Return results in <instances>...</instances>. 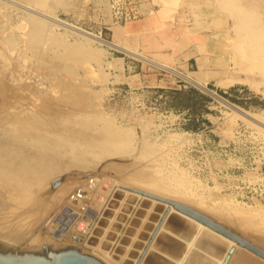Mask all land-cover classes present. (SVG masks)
<instances>
[{
	"label": "rangeland",
	"instance_id": "374dc122",
	"mask_svg": "<svg viewBox=\"0 0 264 264\" xmlns=\"http://www.w3.org/2000/svg\"><path fill=\"white\" fill-rule=\"evenodd\" d=\"M11 1L0 0V172L3 186L14 182L34 199L0 208V229L9 233L1 246L75 249L101 261L82 245L55 244L77 236L104 249L106 264H139L144 253L133 255L154 239V217L165 207L139 189L129 190L148 199L124 194L122 184L185 204L264 251V127L219 99L264 120V51L242 44L248 36L264 48V0H181L167 9L156 0ZM162 65L195 72L203 88ZM70 176L78 180L53 197V183ZM167 225L159 241L166 251L154 247L144 264L173 259L177 242L185 244L179 262L198 250L218 259L202 246L214 242L188 233L183 217L173 212ZM230 248V261L244 250Z\"/></svg>",
	"mask_w": 264,
	"mask_h": 264
},
{
	"label": "bare ground",
	"instance_id": "6f19581e",
	"mask_svg": "<svg viewBox=\"0 0 264 264\" xmlns=\"http://www.w3.org/2000/svg\"><path fill=\"white\" fill-rule=\"evenodd\" d=\"M9 1V0H8ZM181 0H156V4H157V6L158 7H160L161 9H167V8H175V7H177L181 2H180ZM196 1V0H195ZM208 1V0H207ZM10 2H12L11 0H10ZM15 2V1H14ZM202 2V1H201ZM205 2V1H204ZM197 3V2H196ZM12 4H13V2H12ZM16 4V3H15ZM19 6H21V5H19ZM36 12V11H35ZM35 14V13H34ZM47 16V15H46ZM48 16H50V15H48ZM46 18V17H45ZM52 18H54V17H52ZM50 19V18H49ZM48 19V20H49ZM51 20H53L55 23H57V25H62V26H65V27H68V28H72V29H74V30H76V32L77 33H79V34H84V35H86L87 37L88 36H90L91 38H93L92 40H98V41H101V42H105V43H108L109 45H113L114 47H117V48H120V49H122V50H125L126 52H128V53H132V54H135V55H137V56H139L138 54H136L135 52H132V51H130V50H127L126 48H123V47H120V46H117L116 44H114V43H112V42H108L107 40H103V39H100L99 37H97V36H95V35H92V34H89L88 32H86V31H84V30H81V29H79V28H77V27H75V26H71V25H69L68 23L66 24L65 22H62V21H59V20H56V19H51ZM11 22V21H10ZM237 28V27H236ZM242 31H243V29H242ZM32 32V31H31ZM31 32H29V33H31ZM33 33H35V32H32L30 35H32ZM10 34V33H9ZM36 34H38V33H36ZM236 34H239V33H237L236 32ZM12 35V34H11ZM6 36V35H5ZM33 37H35L34 35H33ZM81 37V36H80ZM2 38V37H1ZM26 38V37H25ZM84 38V37H83ZM250 37H248V36H246L245 37V39H244V41L242 42V44H244L245 46H249V45H252V46H249V47H261L260 49H261V51H264V48H263V46H262V44L261 43H259V44H257L259 41H258V38H251V39H249ZM3 39V38H2ZM19 39V38H18ZM243 39V38H242ZM13 40V39H12ZM260 41H261V39H260ZM6 42V41H5ZM89 42V41H88ZM12 43V42H11ZM239 43V42H238ZM240 43H241V41H240ZM28 44V43H27ZM11 45V44H10ZM238 45V44H237ZM236 45V46H237ZM255 45V46H254ZM15 46V45H14ZM14 46H13V48H14ZM235 46V48H237ZM240 46V45H239ZM245 48V47H244ZM239 49V48H238ZM260 49H258V51L260 50ZM240 50V49H239ZM19 51V50H18ZM139 57H141V56H139ZM154 63V62H153ZM159 65V64H158ZM161 65V64H160ZM162 66H164V67H166L168 70H170L171 72H175V73H177V75L179 74L180 76H182L185 80H188V81H190L191 83H193V84H195V85H198V86H201L202 88H203V86L200 84V82H199V76L197 75V74H194L195 72H190L189 73V75L188 74H184V73H181V72H178L177 70H174V69H172L171 67H168V66H165V65H162ZM140 83V82H139ZM217 84L218 85H220L221 87H224V86H226L227 85V82H224V81H218L217 82ZM216 95V94H215ZM217 98V97H216ZM220 100H221V102H223L225 105H227V106H229L230 108H232V109H234V110H236L237 112H239L242 116H243V118H246V119H249V121H253V122H255L256 123V125L259 127V126H263L264 127V120L258 115V114H256V113H249V112H246V111H243V110H241V109H239V108H237L236 106H234L233 104H231V103H229V102H227V101H225V100H223V98L221 99V98H219ZM259 124V125H258ZM28 136V135H27ZM103 140H106V139H104L103 138ZM3 163V162H2ZM11 166V165H10ZM17 167V166H16ZM5 168H7V167H5ZM30 168V167H29ZM29 170V169H28ZM1 173L2 172H0V208L2 207V208H4V207H13V206H15V207H20L21 209L22 208H24V206L25 205H27L29 202L31 203V199L33 198L34 199V195L31 193L32 191H29V189H26V188H24L23 186V188H20L19 187V185H16L14 182H9L10 184H6L5 186H3V182H2V180H3V178H2V175H1ZM22 174V173H21ZM73 174V173H72ZM80 174H83V173H80ZM20 175V174H19ZM17 176V175H16ZM51 176H53V174H50V176L49 177H51ZM67 176V175H66ZM85 176V175H84ZM9 177V176H8ZM19 177H21V176H19ZM72 176H70V178H71ZM77 177V176H76ZM75 176L74 177H72V179H70V178H68V177H62V179L60 178V181H58V180H56L54 183H53V187H52V189H54L55 190V192L53 191V193H52V196L53 195H55L57 192H60V190L64 187V186H67V185H71V181H73V182H76L78 179L76 178ZM24 178V177H23ZM31 178H34V177H31ZM36 178V177H35ZM34 178V179H35ZM22 179V178H21ZM21 179H17L18 181L20 180L21 181ZM28 179V178H27ZM39 179V178H38ZM16 179L14 180V181H17ZM29 180L31 181V179L29 178ZM33 180V179H32ZM17 181V182H18ZM26 181V180H25ZM24 182V181H23ZM7 183V182H6ZM19 183H22V181L21 182H19ZM18 183V184H19ZM41 183V182H40ZM42 183H43V181H42ZM2 184V185H1ZM31 185H33V183L32 184H29V186H31ZM57 185H59V186H57ZM120 186H122L123 187V189H121L123 192H124V194H127V195H133V196H140V197H143V199H148V197H146V196H144L143 194H141V193H135V192H133V191H131V190H129V189H132V190H134L135 191V189H139L138 191H141V192H144V194H146V195H148V196H150L151 198H156V199H151V201H152V203H156V204H159V203H161V204H163V206L165 207V209H164V211H163V214H161V216H160V218L158 219V217L156 218V217H154L155 219H154V221L156 222L157 221V223H156V226L154 227V229H156V230H153V232H152V234L149 236V237H151L152 238V236L154 237V239H151V240H149L148 242H147V244L144 246H140L139 248V250L137 251V253L136 254H134L133 255V257L134 258H136L137 256H139V257H141V255H143V253H144V257H146L147 258V255H148V252L150 251V250H152L154 247H157L159 250H162V251H166V244H164V240H167V236L166 235H164L165 233L164 232H166L167 231V229L169 228V226L167 225V219H168V217H169V215L171 214V213H173L174 212V214L176 213L178 216H181V217H183L184 218V220H186V221H188L189 222V231H188V233L189 232H191L192 231V229H197L198 230V232H199V230H201V231H203V233H205V236H206V238L208 239V240H210V242H214L213 244H210V243H205V244H203L202 246H203V249L204 250H206V251H208L209 253L210 252H217L218 253V259L217 260H212L211 258V261H212V263H211V261L206 257L205 258V256H208V255H205V256H202L203 258H205L204 260H196L195 261V259H194V256H200V255H197L196 253L197 252H199V250L198 251H191V252H193L192 253V256L190 257H188V258H190L189 259V261L188 262H179V260H180V258H178L180 255L182 256V254L181 253H183V245H185V244H183V242L184 241H182V244L183 245H181L180 244V242H177V248H178V253H176V255H174V257H173V259H171V258H168V257H165L166 258V260L165 259H162V258H160L159 256H155L154 258V263H160V264H171V262L173 263V264H264V258H262V257H260V256H257V255H255L254 253H252V252H249V250H247V249H245L244 248V250H243V253H241L240 255H238L237 257L236 256H234L232 259H231V261H230V256H231V254H232V252H233V248H230V247H232V245H238L237 244V242L236 241H234V240H231V239H229V238H227V237H225V236H223L222 234H220V233H218V232H216V231H214V230H212L211 228H209L207 225H205V224H203V223H201V222H199V221H197V220H195V219H193V218H191L190 216H187V215H185V214H183V213H181V212H179L177 209H175V207L172 205V202H174V200H172V199H170V198H168V197H166L165 195H162V196H159L160 194H158V193H156V192H153V191H151V192H149V191H147V190H145V189H143V188H136V186H128V185H122V184H119ZM27 186H28V184H27ZM26 186V187H27ZM28 186V187H29ZM42 186V185H41ZM45 186H47V185H45ZM44 187V186H43ZM51 188V187H50ZM149 193V194H148ZM151 193H153L152 195H151ZM157 194V195H155V194ZM45 196V195H44ZM57 196H58V194H57ZM155 196H157V197H155ZM54 197V196H53ZM161 197V198H160ZM40 199V198H39ZM129 199V198H128ZM131 200V199H130ZM161 202H160V201ZM122 201H123V199H122ZM126 201V200H125ZM40 202V201H39ZM176 202V201H175ZM228 202V201H227ZM130 203V202H129ZM133 203V202H132ZM231 203V202H230ZM121 204V203H120ZM123 204V203H122ZM134 204V207H136L137 206V203L135 204V203H133ZM234 204V203H233ZM1 208V209H2ZM5 209V208H4ZM234 209L237 211V212H239L240 214H242L243 216H247L248 215V211L246 210V208L245 207H243L242 205H234ZM20 211H22V210H20ZM127 211V210H126ZM24 213V212H23ZM21 214H22V212H21ZM56 215V214H55ZM127 215V214H126ZM84 217V216H83ZM1 218V217H0ZM22 218H23V216H22ZM30 218V217H29ZM35 218V217H34ZM33 218V219H34ZM53 218H54V216H53ZM36 219V218H35ZM79 219V218H78ZM5 220V219H4ZM50 220V219H49ZM9 221H11V220H9ZM45 221V220H44ZM58 221V220H57ZM17 222V221H16ZM15 222V223H16ZM46 222V221H45ZM76 222V221H75ZM154 222V223H155ZM21 223V222H20ZM19 223V224H20ZM22 223H25V225H26V223H27V219L26 220H24ZM52 223V222H51ZM64 223V222H63ZM74 223V222H73ZM78 223V222H77ZM126 223V222H125ZM43 224V223H42ZM41 224V225H42ZM70 224V223H69ZM79 224V223H78ZM13 225V224H12ZM24 225V224H23ZM47 225V224H46ZM52 225V224H51ZM74 225V224H73ZM75 225H77V224H75ZM79 225H81L82 227H83V225L82 224H79ZM20 226V225H19ZM45 226V225H44ZM94 226V225H93ZM11 227V226H10ZM9 227V228H10ZM66 227H68V226H66ZM74 227V226H73ZM76 227V226H75ZM78 227H80V226H78ZM77 227V228H78ZM9 228L7 229V230H9ZM81 228V227H80ZM152 228V227H151ZM13 229H15V228H13ZM56 229V228H55ZM65 229H67V228H65ZM71 229V228H70ZM153 229V228H152ZM151 229V230H152ZM11 230V229H10ZM38 230H40V229H38ZM61 230V229H60ZM64 230V229H63ZM72 230H73V228H72ZM76 230V229H75ZM77 230H80V229H77ZM84 230V229H83ZM150 230V229H149ZM5 231L6 230H1L0 229V235L1 236H3V237H5V236H8L9 235V233H8V231L5 233ZM18 231V230H17ZM26 231V230H25ZM70 231V230H69ZM82 231V230H81ZM79 232V231H78ZM197 232V233H198ZM68 233V232H67ZM74 233V232H73ZM80 233V232H79ZM8 234V235H7ZM12 234V233H11ZM13 234H14V232H13ZM63 234V233H62ZM87 234H89V233H87ZM195 234H196V232H195ZM65 235V234H64ZM149 235V234H148ZM193 235V234H192ZM260 235V234H259ZM36 236V235H35ZM66 236H67V234H66ZM72 236V235H71ZM201 236V235H200ZM203 236V235H202ZM2 237V238H3ZM15 237L17 238V239H20L21 237H22V234H20V233H17V234H15ZM38 237V236H37ZM84 237V236H83ZM87 237V236H86ZM147 237V236H146ZM184 237V236H183ZM194 237H195V235H194ZM263 237V238H262ZM1 238V237H0ZM33 237H31V239H32ZM40 238L41 239H43V241L45 240V239H48V235H46V234H43V235H40ZM161 238L162 239H164L163 240V242L160 244V242L159 241H161ZM176 238V237H175ZM177 238H179V237H177ZM185 238V237H184ZM191 238H192V236H191ZM190 238V239H191ZM258 238H259V236H258ZM79 239L80 238H78L77 236H75L74 238H71V237H69V236H67V237H62L60 240H62V241H60L59 239V242H57L58 240H55V242H57V243H55V244H60V243H69V244H73V245H76V246H79V245H82V247L84 248V250H86V251H88L89 250V252L88 253H90L91 252V254H93V255H96V257H98V258H102V260L101 261H104L105 263H109V260H108V258H109V254L108 253H106V252H102L101 250H100V252H95V250L96 249H98L99 247H97V248H95V244H90V242L89 241H87V242H84V240H80L79 241ZM89 239H91V238H89ZM110 239H112V238H110ZM142 239V238H141ZM187 239V238H186ZM194 239V238H193ZM196 239V238H195ZM194 239V240H195ZM261 239H262V241H261ZM261 239H259V242L262 244V245H264V235L263 236H261ZM36 240H38V239H36ZM182 240H185V239H182ZM33 241H35L34 239H33ZM139 241H141V240H139ZM145 241V240H144ZM169 241V240H168ZM186 241V240H185ZM256 241H258V239L256 238ZM31 242V241H30ZM36 242V241H35ZM34 242V243H35ZM40 242V241H39ZM51 242V241H50ZM109 242V241H108ZM189 242V241H188ZM32 243V242H31ZM42 243V242H41ZM96 243V242H95ZM107 243V242H106ZM142 243H143V241H142ZM187 243V242H186ZM217 243V244H216ZM29 244V243H28ZM28 244H26V245H28ZM37 244H38V242H37ZM40 244V243H39ZM43 244V243H42ZM136 244V243H135ZM134 244V245H135ZM188 244V243H187ZM186 244V245H187ZM221 244H224V248H222V249H218L219 248V246L221 245ZM30 245H33L34 246V244H30ZM67 245V244H66ZM97 245H98V243H97ZM218 245V246H217ZM188 246H189V244H188ZM187 246V248H189V247H191V246H189L188 247ZM26 247V246H25ZM31 247V246H30ZM29 247V248H30ZM73 247V246H72ZM119 247V246H118ZM132 247H134V246H132ZM194 247V246H193ZM218 247V248H217ZM195 248V247H194ZM198 248V247H197ZM185 249H186V247H185ZM99 250V249H98ZM106 250V249H105ZM204 250L202 251V252H204ZM221 250V251H220ZM142 251V253H140ZM205 251V252H206ZM134 252V251H133ZM185 252V251H184ZM188 252V249H187V251H186V253ZM83 253V252H82ZM85 253V252H84ZM126 253V252H125ZM189 253V252H188ZM207 253V252H206ZM87 254V253H86ZM108 256V258H107V256ZM129 254V253H128ZM131 254V253H130ZM129 254V255H130ZM158 254L159 255H162L161 254V252H158ZM191 254V253H190ZM201 254V253H200ZM204 254V253H203ZM208 254V253H207ZM125 255V257H126V254H124ZM189 255V254H188ZM235 255H237V254H235ZM117 256V255H116ZM122 256V255H121ZM120 256V257H121ZM162 256H164V255H162ZM180 256V257H181ZM187 256V255H186ZM131 257H132V255H131ZM138 257V258H139ZM141 258L142 260L140 261V263L139 264H144L145 263V259L146 258ZM184 258H185V256H183ZM124 258V257H123ZM127 258V257H126ZM183 259V258H182ZM187 259V258H186ZM107 260V261H106ZM120 260V259H119ZM145 260V261H144ZM127 261H128V259H127ZM130 262H128L127 264H136L137 263V261H138V259L137 260H135V259H130L129 260ZM135 261V262H134ZM174 261V262H173ZM182 261V260H181ZM125 262V261H124ZM120 264V263H119ZM138 264V263H137Z\"/></svg>",
	"mask_w": 264,
	"mask_h": 264
},
{
	"label": "water",
	"instance_id": "95a60500",
	"mask_svg": "<svg viewBox=\"0 0 264 264\" xmlns=\"http://www.w3.org/2000/svg\"><path fill=\"white\" fill-rule=\"evenodd\" d=\"M172 205L179 212L190 216L191 218L207 225L212 230L223 236L234 240L237 244L257 256L264 258V251L259 247L251 244L238 234L228 230L221 224L217 223L207 215L179 202H172ZM0 264H106L88 254L81 253L75 249L65 250H46L39 252L18 253L8 247L0 245Z\"/></svg>",
	"mask_w": 264,
	"mask_h": 264
},
{
	"label": "crops",
	"instance_id": "0c3cea01",
	"mask_svg": "<svg viewBox=\"0 0 264 264\" xmlns=\"http://www.w3.org/2000/svg\"><path fill=\"white\" fill-rule=\"evenodd\" d=\"M208 258V257H207ZM194 259H195V261L196 260H204L205 258H203L202 256H194ZM210 261H211V259L210 258H208ZM211 263H212V261H211Z\"/></svg>",
	"mask_w": 264,
	"mask_h": 264
}]
</instances>
